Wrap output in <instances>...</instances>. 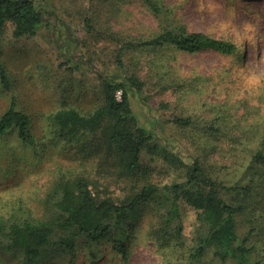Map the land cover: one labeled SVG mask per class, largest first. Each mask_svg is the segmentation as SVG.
Wrapping results in <instances>:
<instances>
[{"label": "rangeland", "instance_id": "rangeland-1", "mask_svg": "<svg viewBox=\"0 0 264 264\" xmlns=\"http://www.w3.org/2000/svg\"><path fill=\"white\" fill-rule=\"evenodd\" d=\"M40 1L54 13L37 34L16 37L9 22L0 36V63L11 82L6 87L0 75V116L15 98L18 108L30 114L36 136V143L27 145L16 128L0 133V214L22 207L42 216L46 193L59 176L92 174L103 193L118 201L127 194L117 175L99 166L93 135L75 143L57 141L48 123V116L61 108H97L104 98L100 73L126 78L134 72L145 83L142 91L129 92L136 117L155 132L153 148L141 156L152 180L161 185L182 181L186 163L198 156L227 185L244 184L245 163L261 149L264 134V0ZM155 3L160 9H154ZM177 23L235 41L243 62L213 50L189 53L172 43L144 45ZM122 44L120 67L115 55ZM176 118L191 122L181 125ZM215 123L220 130L211 132ZM262 173H256V191L246 203L240 233L256 225L252 242L264 251ZM159 215L154 205L145 206L126 258L113 243H105L96 250L78 249L73 261L51 251L39 264H188L196 209L182 202L179 236L175 225L164 227ZM192 264L234 262L208 250Z\"/></svg>", "mask_w": 264, "mask_h": 264}, {"label": "trees", "instance_id": "trees-1", "mask_svg": "<svg viewBox=\"0 0 264 264\" xmlns=\"http://www.w3.org/2000/svg\"><path fill=\"white\" fill-rule=\"evenodd\" d=\"M153 5L155 10L162 6ZM53 13L40 0H0V36L9 22L14 24L16 37L35 35ZM143 43L148 46L172 43L189 53L213 50L239 56L243 62L238 43L205 32H192L187 24L177 23L174 29H164ZM124 49L122 44L115 55L120 67L124 65ZM0 75L9 87L10 78L1 63ZM100 79L104 98L97 108L90 112L76 107L61 108L48 116V123L57 141L75 143L84 135H93L99 166L117 175L118 181L126 185L127 194L118 201L103 193L100 180L92 174L57 177L46 193L42 216L22 207L9 215L0 214V264H39L51 251L73 261L78 249L96 250L105 243H113V248L126 258L132 229L145 206L157 207L164 227L175 225V235L179 236L184 227L182 202L197 211L188 264L195 263L208 250L222 261L264 264V253L259 254L263 250L252 242L257 226L252 225L245 235L240 233L246 203L256 191V173L263 171L264 175V134L261 149L245 163L242 185H227L198 156L186 163L182 181L161 185L150 178L141 159L144 150L153 148L155 132L136 117L129 92L142 91L145 83L134 72L126 78H109L100 73ZM118 91H122L121 98ZM175 121L181 125L191 122L190 118ZM215 124L210 125L211 132L220 130ZM12 128L17 129L25 144L36 143L31 116L18 108L15 98L0 116V133Z\"/></svg>", "mask_w": 264, "mask_h": 264}]
</instances>
